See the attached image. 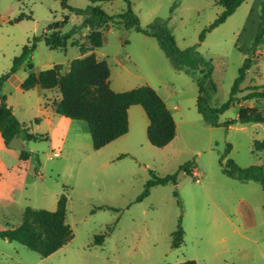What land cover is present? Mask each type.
<instances>
[{
  "label": "rangeland",
  "instance_id": "obj_1",
  "mask_svg": "<svg viewBox=\"0 0 264 264\" xmlns=\"http://www.w3.org/2000/svg\"><path fill=\"white\" fill-rule=\"evenodd\" d=\"M130 1L142 28L164 23L180 49L193 48L212 60L217 86L213 107L230 98L245 59H252L237 101L220 116V122L236 119L242 106L264 113V100H241L249 88L264 91V43L248 53L263 0H245L225 23L207 33L203 42L201 33L224 10L219 0ZM68 4L84 9L91 3L68 0ZM96 5L110 17L123 13L127 6L125 0ZM21 14L32 18L10 23ZM65 16L69 22L61 33L82 23V17L64 9L61 0H0V76L11 69L25 45L34 37L50 34L47 27ZM87 35L88 30L83 29L73 39L88 46ZM103 40L94 53L109 64L112 90L152 87L174 117L175 138L163 148L152 146L147 116L135 105L129 109L128 133L94 150L86 122L70 119L71 124L59 127L46 121L38 125L35 120H43L38 92L8 84L1 94L9 107H14L16 117L31 133L48 140L16 138L10 148L0 146V229L18 227L27 207L55 211L59 197L65 195L67 223L74 237L46 258L19 243L5 244L0 238V252L5 254L0 256V264H179L188 260L197 264H264V190L258 182L228 177L221 166L223 158L242 168L263 164L264 155L253 152V144L264 140V125L256 128L255 124L236 123L226 128L206 124L196 107L195 76L176 68L154 38L118 25L108 29ZM90 53L82 55L70 44L65 50H51L41 40L26 63H31L36 73L55 65L66 69L73 60ZM30 72L25 64L16 79L24 81ZM59 97L55 91L54 100ZM22 152L29 153L30 159L21 160ZM191 161L195 163L191 174L180 172L176 185L154 187L148 197L137 201L151 172L164 177ZM180 220L184 241L173 249L172 234ZM99 235L104 241L96 245Z\"/></svg>",
  "mask_w": 264,
  "mask_h": 264
},
{
  "label": "trees",
  "instance_id": "obj_2",
  "mask_svg": "<svg viewBox=\"0 0 264 264\" xmlns=\"http://www.w3.org/2000/svg\"><path fill=\"white\" fill-rule=\"evenodd\" d=\"M88 1L91 4L84 9H80L70 6L68 0H61L64 9L82 17L81 25L66 33H61L60 30L68 24L69 17L65 16L63 20L54 22L45 30L51 33L34 37L29 44L23 47L22 54L14 59L11 69L0 76V133L6 148H10L12 141L16 138H22L26 142L48 140L46 136L31 133L30 128L16 118L12 109L8 106L7 98L1 94L4 84L24 65L36 50L37 43L41 40H44L51 50H65L70 44L73 47H78L82 55L92 52L83 58L73 60L66 69L63 65H55L50 69L36 73L32 71L33 65L29 64L28 67L31 72L20 88L25 92L36 87H41L44 90H57L61 98L54 102V112L71 120L86 122L94 150H100L128 133V110L135 105H140L147 116V137L150 144L157 148H163L172 142L176 135V123L171 111L160 95L150 86H141L125 92H115L110 86L111 71L109 64L106 60H98L93 52L95 49L102 47L105 32L111 29L112 26L118 25L127 30H135L147 37L154 38L176 68L186 69L195 76L198 86L196 107L206 124L226 128L236 123L264 125L263 111L245 106L240 107L236 119L220 122V116L227 112L237 101L236 96L241 92V84L246 79L252 64L250 57L245 59L239 71V76L231 88L230 98L225 103L213 107L211 101L213 94L217 91V86L213 81L214 65L212 60L200 56L193 48L180 49L171 30L164 23L157 22L149 28H142L138 16L132 10L130 0H125L126 10L115 17L108 16L100 6L96 5L97 3L113 0ZM244 1L219 0L218 4L224 10L201 33L200 42L205 40L207 33L225 23ZM260 5L257 30L251 47L248 49L249 54L264 43V0ZM31 18V16L21 14L10 23H20ZM83 29L88 30V46L82 45L79 41L73 39V36L81 33ZM195 73L197 74L194 75ZM259 89V87L249 88L250 92L243 96L241 100L243 102L264 100V91ZM231 148L232 146L229 144L227 150L230 151ZM253 152L264 155V140L254 141ZM30 157L31 155L25 152H22L20 156L23 161L29 160ZM35 159L36 166L39 168L41 162L38 155ZM224 159L221 161L224 174L242 182H258L264 190V163L242 168L234 160L224 161ZM194 168L195 163L191 161L181 165L174 174L164 177L151 172V178L146 182L145 189L137 201L141 202L148 197L154 187L168 184L176 185L180 172L191 174ZM175 196L177 197L178 194L175 193ZM179 204L181 205L180 201ZM105 207L115 210L112 207ZM117 222L114 223L113 227ZM113 227L109 228L110 232ZM73 237V230L67 223V198L65 195L59 197L55 211L27 207L18 227L0 229L1 239L19 243L44 258L60 250ZM103 241L104 236L99 235L95 239V244L101 245ZM183 241L184 230L180 220L177 230L172 234L171 247L177 249L183 244ZM179 264L197 263L194 260H188Z\"/></svg>",
  "mask_w": 264,
  "mask_h": 264
},
{
  "label": "crops",
  "instance_id": "obj_3",
  "mask_svg": "<svg viewBox=\"0 0 264 264\" xmlns=\"http://www.w3.org/2000/svg\"><path fill=\"white\" fill-rule=\"evenodd\" d=\"M94 52V51H93ZM92 53V52H91ZM29 59V58H28ZM28 59H27V61H28ZM99 60V59H98ZM26 61V62H27ZM24 63V65L25 64H31V63ZM23 65V66H24ZM22 66V67H23ZM19 71V70H18ZM16 74H17V72L15 73V74H13L9 79H8V81L4 84V86H3V88H2V92H3V90H5V87L8 85V84H13L14 85V87H15V89H21L20 88V86H21V84L23 83V80H17L16 79ZM30 74V73H29ZM30 91H36V92H38V94H39V96L37 97V104H38V106H39V108L42 110V108H43V110H42V117H43V120H41V119H37V122L36 123H38V125H40L39 123H42L43 121H46L48 124H50V125H54V126H56V127H59L60 125L59 124H71L70 123V119H68V118H65V117H63V116H61V118H58V119H55L56 117H54L55 115H58V114H56L55 112H54V110H53V104H54V102H55V100H54V98H53V94H54V92L55 91H57V90H44V89H42L41 87H36V88H34L33 90H30ZM49 91H51V92H53V94L51 95L50 93H46V92H49ZM60 98H61V95H60V97L57 99V101L58 100H60ZM7 103H8V100H7ZM42 105H43V107H42ZM8 106H9V104H8ZM10 108L12 109V111H13V113H14V115L15 116H17L16 115V111H15V109H14V107L13 106H10ZM174 109H179L177 106H175L174 107ZM58 116H60V115H58ZM128 116H129V110H128ZM17 118V117H16ZM18 119V118H17ZM19 120V119H18ZM53 120H56V122H54ZM20 121V120H19ZM36 121V120H35ZM21 122V121H20ZM22 123H24V122H22ZM255 127L256 128H259V125L258 124H255ZM2 144H3V140H2V137H1V133H0V146H2ZM3 146H4V144H3ZM246 224H248L247 222H246ZM234 232H235V230H234ZM4 242H5V244L6 243H12V242H9V241H7V240H4ZM0 256L3 258L4 256H5V254L1 251L0 252Z\"/></svg>",
  "mask_w": 264,
  "mask_h": 264
}]
</instances>
